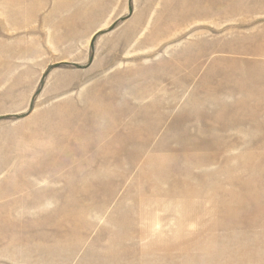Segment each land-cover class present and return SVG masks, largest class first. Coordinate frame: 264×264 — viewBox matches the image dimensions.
<instances>
[{"label":"rangeland","instance_id":"rangeland-1","mask_svg":"<svg viewBox=\"0 0 264 264\" xmlns=\"http://www.w3.org/2000/svg\"><path fill=\"white\" fill-rule=\"evenodd\" d=\"M3 1L0 264H264V0Z\"/></svg>","mask_w":264,"mask_h":264},{"label":"bare ground","instance_id":"bare-ground-1","mask_svg":"<svg viewBox=\"0 0 264 264\" xmlns=\"http://www.w3.org/2000/svg\"><path fill=\"white\" fill-rule=\"evenodd\" d=\"M4 1L6 2L7 0H4ZM4 1H3V2H4ZM1 2H2V1H1ZM7 2H10V3H11L10 5H11V7H12V5H13V0H8ZM7 2H6V3H7ZM15 3H18V4H19L20 2L16 0ZM3 6H4V3H2V4L0 3V10H1V9H2V10L5 9ZM109 79H110V78H109ZM91 89H92V88H91ZM91 89H90V90H91ZM92 90H93V89H92ZM88 91H89V90H88ZM86 92H87V91H86ZM90 93H91V92H90ZM87 94H88V93H87ZM87 94H86V95H87ZM96 97H97V96H96ZM142 97H143V96H142ZM142 97H141V98H142ZM84 99H85V98H84ZM86 99H87V96H86ZM84 101H85V100H84ZM87 101H89V97H88V100H87ZM87 101H86V102H87ZM92 101H93V100H92ZM87 103H89V102H87ZM100 103H101V102H100ZM103 106H104V105H102V107H103ZM113 107H114V105H113ZM92 109H94V108L92 107ZM105 109H106V108H105ZM93 111H94V110H93ZM95 111H96V110H95ZM101 111L103 112V110H101ZM125 114H126V113H125ZM101 115H102V113H101V112H100V113L98 112V113H95L94 116H95V117H102ZM105 116H106V115H105ZM111 116H112V115H111ZM117 116H118V115H117ZM121 116H122V115H121ZM124 116H125V115H124ZM118 123H119V122H118ZM111 124H112V123H111ZM116 124H117V123H116ZM113 126H114V125H113ZM127 128H128V127H127ZM125 129H126V128H125ZM135 130H136V129H135ZM104 132H105V131H104ZM102 135H103V134H102ZM79 169H81V167H79L78 170H79ZM186 190H187V189H186ZM190 191H191V190H190ZM187 192H189V191H187ZM187 192H186V193H187ZM191 192H192V191H191ZM197 192H198V191H197ZM182 193H183V192H182ZM188 194H190V192H189ZM191 194H192V193H191ZM195 194H196V192H193V195H195ZM186 195H187V194H186ZM186 195H185V196H186ZM180 196H182V195H180ZM183 197H184V194H183ZM186 198H187V197H186ZM240 204H241V203H240ZM240 204H239V205H240ZM225 206H227V205H224V206H222V207H224V209H225ZM227 207H228V206H227Z\"/></svg>","mask_w":264,"mask_h":264},{"label":"crops","instance_id":"crops-1","mask_svg":"<svg viewBox=\"0 0 264 264\" xmlns=\"http://www.w3.org/2000/svg\"><path fill=\"white\" fill-rule=\"evenodd\" d=\"M262 187H261V197H260V199L262 200V206L261 207H264V180H263V183H262V185H261ZM250 195V194H249ZM258 196V195H257ZM256 196V197H257ZM256 206V201H255V204H254V207L253 208H256L255 207ZM264 213V212H263ZM262 213V214H263ZM250 214H252V215H255V216H257L258 215V213H256V211L255 212H253V213H250ZM264 215V214H263Z\"/></svg>","mask_w":264,"mask_h":264}]
</instances>
